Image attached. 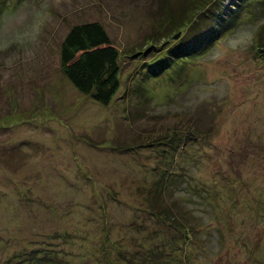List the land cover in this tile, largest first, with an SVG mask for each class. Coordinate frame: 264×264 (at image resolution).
Instances as JSON below:
<instances>
[{"label":"rangeland","instance_id":"rangeland-1","mask_svg":"<svg viewBox=\"0 0 264 264\" xmlns=\"http://www.w3.org/2000/svg\"><path fill=\"white\" fill-rule=\"evenodd\" d=\"M1 1L0 264H135L140 250L150 263L264 264L263 4L153 74L151 60L208 34L200 22L166 35L184 0ZM91 21L120 52L109 105L61 71L66 35ZM156 183L205 223L191 241L143 204Z\"/></svg>","mask_w":264,"mask_h":264},{"label":"trees","instance_id":"trees-1","mask_svg":"<svg viewBox=\"0 0 264 264\" xmlns=\"http://www.w3.org/2000/svg\"><path fill=\"white\" fill-rule=\"evenodd\" d=\"M224 2L225 0H184L183 4L180 5L178 14L166 13L165 20L171 22L166 35L171 32L175 33L173 36L182 33V37L185 38L187 34L192 35L195 32L194 29L200 22H207L209 23L206 25L207 33L215 35L216 38L206 42L204 48L206 49L218 40L220 34L216 30L217 25L221 26V33H224L235 27L243 14L249 8H252L254 3H262L264 8V0H233L231 11L227 13V16L221 18L220 11ZM1 3L0 0V5ZM3 10L2 7L0 12H3ZM262 15L264 16V13ZM261 27V30L263 29L262 34H264V25ZM156 39V36L147 38V50L156 47L154 44ZM256 45L264 52L263 35L260 36V40ZM200 48L201 46L183 48L181 44H175L161 58L151 60V63H149L150 71L155 74L152 71L155 69L158 74L172 66L174 62L177 63L176 60L179 59L188 62L191 57H197L200 54ZM260 56L264 57V54L262 53ZM119 58L118 48L114 45L105 27L97 21L84 22L71 27L60 49L61 71L64 76L79 92L90 96L103 105H109L112 102L121 86ZM192 138V136L189 137V139ZM165 177V181H168L170 176L168 174ZM155 186L153 187L154 190L159 192L155 193L151 188L148 194L144 193L143 204H148L155 212V217L164 221L163 223L170 229L180 232L182 236L184 234V242L191 241L193 236L196 235L195 233L202 229L205 223L197 219L196 216L198 215L194 208L183 207V204L179 203L177 199L172 198L173 200H171L170 196H165L169 192L164 190V194L159 183H156ZM209 225L210 223L207 225L208 228ZM184 250H187L185 246ZM138 252L139 255L135 260L137 263L135 264H165L166 259H162L164 254H159L161 257L156 255L150 263L148 251L140 250ZM46 264L52 263H49L48 259Z\"/></svg>","mask_w":264,"mask_h":264},{"label":"snow or ice","instance_id":"snow-or-ice-1","mask_svg":"<svg viewBox=\"0 0 264 264\" xmlns=\"http://www.w3.org/2000/svg\"><path fill=\"white\" fill-rule=\"evenodd\" d=\"M225 3H228V0H225ZM215 35L213 34H207L204 36L197 35L195 38H193L190 41V44L192 47H200L203 46L208 40H215Z\"/></svg>","mask_w":264,"mask_h":264},{"label":"water","instance_id":"water-1","mask_svg":"<svg viewBox=\"0 0 264 264\" xmlns=\"http://www.w3.org/2000/svg\"><path fill=\"white\" fill-rule=\"evenodd\" d=\"M181 33H178L174 36L175 39H178L180 37Z\"/></svg>","mask_w":264,"mask_h":264}]
</instances>
